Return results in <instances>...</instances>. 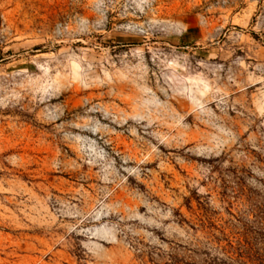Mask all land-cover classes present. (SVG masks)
Instances as JSON below:
<instances>
[{
  "label": "rangeland",
  "instance_id": "rangeland-1",
  "mask_svg": "<svg viewBox=\"0 0 264 264\" xmlns=\"http://www.w3.org/2000/svg\"><path fill=\"white\" fill-rule=\"evenodd\" d=\"M263 251L264 0H0V264Z\"/></svg>",
  "mask_w": 264,
  "mask_h": 264
},
{
  "label": "trees",
  "instance_id": "trees-1",
  "mask_svg": "<svg viewBox=\"0 0 264 264\" xmlns=\"http://www.w3.org/2000/svg\"><path fill=\"white\" fill-rule=\"evenodd\" d=\"M240 256H242V255H240ZM210 257L211 258L207 262V264H230L231 263V262H226V260H224L223 258L218 257V256H210ZM231 258H233V257L231 256ZM249 262L252 264H264V251L261 254L256 252V254H254V257Z\"/></svg>",
  "mask_w": 264,
  "mask_h": 264
}]
</instances>
